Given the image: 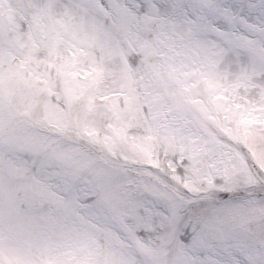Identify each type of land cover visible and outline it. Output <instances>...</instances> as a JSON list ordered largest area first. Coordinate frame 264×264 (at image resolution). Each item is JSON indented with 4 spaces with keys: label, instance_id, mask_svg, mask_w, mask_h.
I'll return each instance as SVG.
<instances>
[{
    "label": "snow or ice",
    "instance_id": "obj_1",
    "mask_svg": "<svg viewBox=\"0 0 264 264\" xmlns=\"http://www.w3.org/2000/svg\"><path fill=\"white\" fill-rule=\"evenodd\" d=\"M247 11L32 0L0 32V264H264V199L239 195L264 184V0Z\"/></svg>",
    "mask_w": 264,
    "mask_h": 264
},
{
    "label": "clouds",
    "instance_id": "obj_2",
    "mask_svg": "<svg viewBox=\"0 0 264 264\" xmlns=\"http://www.w3.org/2000/svg\"><path fill=\"white\" fill-rule=\"evenodd\" d=\"M47 134H54V133H47ZM77 137V134L75 132L72 131H65L62 135V138L65 140V142H69L72 141L73 139H75ZM118 164L120 162H117ZM140 169L141 166L138 164H129L128 165V170L130 169ZM129 175H132L131 172L129 171ZM165 179H167L165 177ZM169 183H171V181H169ZM240 196H245L248 198H255V199H264V184H262L260 187L258 188H249L246 189L245 191L239 193Z\"/></svg>",
    "mask_w": 264,
    "mask_h": 264
},
{
    "label": "rangeland",
    "instance_id": "obj_3",
    "mask_svg": "<svg viewBox=\"0 0 264 264\" xmlns=\"http://www.w3.org/2000/svg\"><path fill=\"white\" fill-rule=\"evenodd\" d=\"M236 4L243 5V6L245 7V9H246V12L248 13L247 10L250 9V8H254V6H256V5L259 4V1H258L257 4H256L253 0H249V1H247L246 3H239V2H237V3H234L233 5H236ZM251 14H252V15L249 17L250 22H252V21H251L252 19H253L255 22H257L256 17H257V15H259V9H254V11H252ZM143 143L146 144L145 149H147V148H148V145L150 144L149 141H147V138H144V139H143ZM149 147H150V146H149ZM103 156H104V153H101V158H103ZM148 156L151 157L152 161H153V159H156V153H155L154 141H153V146L151 147V151H150V153H148ZM161 159H162V157H161ZM153 162H154V161H153ZM140 163H141V162H138V163L134 162V163H132V164H138V165H140L141 167H146V166H147V162H146V161L143 162L142 164H140ZM130 170L135 171L136 174H137V170H136V169L133 168V169H130Z\"/></svg>",
    "mask_w": 264,
    "mask_h": 264
}]
</instances>
